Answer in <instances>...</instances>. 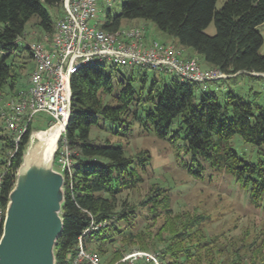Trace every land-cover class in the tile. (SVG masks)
I'll return each instance as SVG.
<instances>
[{"label":"trees","instance_id":"1","mask_svg":"<svg viewBox=\"0 0 264 264\" xmlns=\"http://www.w3.org/2000/svg\"><path fill=\"white\" fill-rule=\"evenodd\" d=\"M61 2L0 0V94L16 98L23 95V86L19 84L21 74L16 71L14 64L15 56L22 46L19 40L32 18H36V24L51 37L56 20L47 5L58 9ZM216 2L126 0L118 14L109 12L106 15L102 27L115 31L124 21H151L162 32L173 37L178 46L191 49L224 73L264 74V52L260 51L264 38L258 29L264 22V0H226L220 9L216 8ZM212 21L216 32L210 35L205 29ZM26 48L29 50L28 46ZM29 54L32 57L30 50ZM135 68L125 74L118 66L96 62L83 65L72 75L71 115L64 137L73 151V170L71 173L65 170L64 225L55 248L57 264H69L79 237L93 220H107L108 224L85 235L87 245L102 247L113 240L116 233L120 232L118 223L128 220L130 214L134 213L129 203H120L118 195L142 180L137 166L144 169L150 158L145 153L126 155L123 146L109 139H91L93 127L106 126L99 124L100 116L113 124L117 123L121 129L117 132L119 134L120 131H130L137 120L148 121L159 137L172 142L178 139L185 142V151L191 155L190 162L185 164L190 173L201 176L197 170L202 168L200 160H209L211 165L222 166L248 187L252 203L256 204L264 198V159L258 163L246 162L231 146V138L235 135L259 147L264 145V107L246 100L232 89L221 102L215 90H206L203 83L182 81L177 76L171 77L162 86L160 80L154 78L147 88V71L144 68L148 67L138 66L137 71ZM136 73L140 77H136ZM138 78L142 83L139 87L135 84ZM106 96L112 101H106ZM1 110L0 107V117L5 123ZM5 129L10 131L6 125ZM31 129L29 126L15 146L13 135L4 134L0 126V150L3 153L15 149L9 159L0 194L5 208L16 182ZM260 153L264 154V151ZM0 163L6 161L0 159ZM161 188L159 186V194L152 197L153 202L160 195ZM162 194L169 206L170 196ZM120 205L123 208L118 210ZM167 212L170 217H180L173 215L170 207ZM199 222L198 219L187 222L173 237L169 247L166 250L162 248L159 253L161 260L165 264H204L203 261L214 264L215 254L212 251L215 249L218 254L227 252L233 258L232 264H241L245 254L243 256L240 248H235L233 240L224 244L219 242V237L209 241L198 238L200 240L196 243L192 241L183 246L184 241L193 239L191 229ZM3 225L4 221H0V237ZM262 248L264 242L260 244L258 253L263 252ZM203 250L205 253L201 256ZM96 251L100 255V251ZM210 254L211 259H208ZM117 257H114V261ZM252 264H255L254 261Z\"/></svg>","mask_w":264,"mask_h":264},{"label":"rangeland","instance_id":"2","mask_svg":"<svg viewBox=\"0 0 264 264\" xmlns=\"http://www.w3.org/2000/svg\"><path fill=\"white\" fill-rule=\"evenodd\" d=\"M125 1L115 0L111 6L100 8L97 18L92 23L102 26L106 15L109 12L112 15L118 14ZM225 2L226 0H217L216 8L220 9ZM47 7L54 20H57L62 14V7L58 9L48 5ZM36 23L37 19L32 18L26 24L25 34L19 40L22 46L14 59L16 71L21 74L19 84L23 86L21 89L24 90L21 91L24 93L27 92L29 76L34 66L32 57H30L29 50L26 47L29 43L41 41L45 35L48 36ZM140 24L124 21L121 27H131ZM144 25L148 30V35L152 39L176 44L173 37L162 32L153 22L148 21V25ZM258 29L264 38V22L258 26ZM205 31L210 35L216 32L213 21ZM190 51L192 50L190 49ZM260 51L264 52V44ZM194 54L190 56L198 57L199 62L205 63L201 56L196 53ZM109 65L111 63H108ZM119 68L125 74L130 73L133 69L131 66ZM144 70L147 71V88L154 78L159 79L160 86H162L165 84V81L175 76L150 67L144 68ZM135 71H137V67ZM139 75L136 73V77H140ZM135 84L138 87L142 85L140 78H138ZM206 84L207 87L205 86ZM202 85L206 90H215L221 102L224 101L227 92L232 89L246 100L264 107V77L258 74L248 75L243 73L236 80L222 81L219 79L208 81ZM7 97L8 95L5 96V93L0 94L1 109L4 106L2 101ZM13 98L16 97H10V99ZM105 100L112 101L109 96H106ZM52 122V117L47 113H38L34 117L33 122L29 125L32 129L25 151L35 138H38L39 140L36 139V141L40 143L33 144L34 146L36 145L35 147L33 146L36 151L46 142L47 137L51 135L50 126ZM99 124L106 126L104 128L93 127L91 139L99 141L109 139L111 142L123 146L126 155L136 156L138 153H145L150 156L144 169L137 166L142 180L135 186L123 190L118 195L120 203L124 201L129 203L133 207L134 213L130 214L128 220L118 223L120 232L116 233L111 242H107L102 247L93 244L88 245L90 248L100 251L102 264H113L116 261L120 264H129L128 261L123 259L134 250L160 253L162 248L165 247L166 250L169 247L173 237L177 235L179 230L187 222L193 221V219H198L200 222L191 229L192 231L190 230L194 233L193 239L184 241L182 243L183 246L189 245L192 241L196 243V241L200 240L198 238L209 241L210 239L219 237V242L224 244H228V242L233 240L235 248H240L243 256L245 254L241 264H252V261L255 264H264V248L261 249L263 254L258 253L260 251V244L264 242V198L256 204L252 203L250 201V189L245 187L233 174L227 172L222 166L211 165L209 160H200L202 168L200 167L197 170L201 172V176L190 173L185 164L190 162L191 155L185 151V142L181 139L172 142L166 138L159 137L153 130V125L148 121L137 120L132 124L130 131H120V134L117 133L118 130H121L117 123L113 124L100 116ZM0 126L4 134L11 133L16 138L17 133L7 131L1 117ZM35 133H38L39 136L34 137ZM61 142V138H59L52 166L55 171L63 175L65 182V168L58 161L62 149ZM37 145L40 147L37 148ZM15 146H17L16 143ZM231 146L246 162L258 163L264 159V154L260 153L261 150L264 151V145L259 147L245 142L240 135H235L231 138ZM55 148L56 143L53 150ZM14 152L15 149L5 150L3 153L0 150V159L6 161V163H0V174L7 171L9 159L13 156ZM72 153L73 151L71 150ZM158 185L168 191L161 188V191L159 190L161 192L160 195L153 202L151 200L152 197L159 194L157 193ZM62 192L65 195V187H63ZM162 193L170 196L171 203L169 206ZM168 207L173 210V215L180 217H170L167 212ZM122 208L120 205L118 210ZM187 216H190V218L185 219ZM253 243L256 244L252 247ZM55 248L56 245L54 247V256L55 264H57ZM254 248H257V250L253 251ZM204 253L205 250L202 251L201 256ZM212 253L215 254L213 259L214 264L233 263V258L227 252L218 254L214 249ZM117 255L120 256L117 257ZM114 257H117V260L114 261ZM167 258L169 259L168 256ZM208 259H211V254ZM203 263L206 264V261H203Z\"/></svg>","mask_w":264,"mask_h":264},{"label":"built area","instance_id":"3","mask_svg":"<svg viewBox=\"0 0 264 264\" xmlns=\"http://www.w3.org/2000/svg\"><path fill=\"white\" fill-rule=\"evenodd\" d=\"M114 2L62 0L63 14L55 21L53 35H45L43 40L27 45L34 62L27 92L8 100L1 110L6 128L17 133L16 144L38 113L52 117L50 127L62 125L58 161L69 173L73 170V161L64 135L72 107L71 78L83 65L103 62L118 67L146 66L173 74L182 81L200 83L231 76L216 68L202 67L196 57L188 56L177 44L152 39L144 24L109 31L92 23L100 8ZM6 172L0 174V194ZM5 216L6 208L0 200V221ZM107 224V220H93L84 229L69 264H102L100 255L87 245L84 237ZM123 260L129 264H165L158 252L144 250H134Z\"/></svg>","mask_w":264,"mask_h":264},{"label":"water","instance_id":"4","mask_svg":"<svg viewBox=\"0 0 264 264\" xmlns=\"http://www.w3.org/2000/svg\"><path fill=\"white\" fill-rule=\"evenodd\" d=\"M27 150L24 151L22 163L17 171L15 185L9 194L3 233L0 237V264H55L54 247L64 225L62 217V206L65 198L62 192L65 183L64 177L53 169L54 151L52 161L46 168L40 167L35 172L28 171L23 181L22 170L26 162ZM48 170L56 177L53 199L59 215L58 218L54 217V219L50 217L47 222V212L43 208L49 193L41 178L47 174ZM21 181L24 182L25 190L22 195L23 202L17 209V228L14 235L8 240L5 238L7 231L6 219L12 204L13 194L22 184ZM52 208L49 209L50 213L54 212Z\"/></svg>","mask_w":264,"mask_h":264},{"label":"bare ground","instance_id":"5","mask_svg":"<svg viewBox=\"0 0 264 264\" xmlns=\"http://www.w3.org/2000/svg\"><path fill=\"white\" fill-rule=\"evenodd\" d=\"M50 134L48 137H47V140L46 142L40 147L39 145H37V148L40 147L37 151L36 149H34V146L33 144H40L37 140H39L38 138H35L32 140V143L28 146V153H27V156H26V162L23 166V170H22V173H23V181L25 180V176H27V173L28 171L32 172V171H36V169H39L40 167H43V168H46V166H48L51 161H52V157H53V153L54 151H56L55 149L57 148V142H58V139L60 137V132L62 130V125H55L53 127H50ZM34 137H38V133H35L33 135ZM45 140V139H44ZM57 141V142H56ZM56 143V148L53 150L54 148V145ZM34 146V147H33ZM35 151H34V150ZM53 150V152H52ZM39 174V173H38ZM39 176V175H38ZM43 181L42 183L45 184L47 190H48V193H49V196L47 198V202H45V207L43 209L46 210L47 212V217L46 218V221L48 222L50 217H52L54 219V217L58 218V209L55 208V201L53 199V195H54V191H53V188L55 189V185H56V177L54 174H52L51 172H47V174L41 178ZM22 183V181H21ZM50 190V191H49ZM51 190H52V193H51ZM24 182L19 186V188H17L15 190V193L13 194V199H12V204H11V207L9 209V213H8V216H7V219H6V236L5 238L10 240L11 237L14 235L15 233V230L17 228L16 226V214H17V209L18 207L20 206V204L22 205V202H23V198H22V195H23V192H24ZM51 207L52 210H54L53 213H50L51 211L49 210Z\"/></svg>","mask_w":264,"mask_h":264},{"label":"crops","instance_id":"6","mask_svg":"<svg viewBox=\"0 0 264 264\" xmlns=\"http://www.w3.org/2000/svg\"><path fill=\"white\" fill-rule=\"evenodd\" d=\"M62 14H63V11L61 12ZM59 14V13H58ZM61 14V15H62ZM60 15V16H61ZM134 22V24H140V25H143V24H147L148 25V21H143V20H134V21H132V23ZM164 42H166V41H164ZM170 42H172V41H170ZM185 51V53L187 54V53H191V54H187L188 56H190V55H192V54H194V52L193 51H190V49L189 50H187V49H185L184 50ZM195 55V54H194ZM198 58V57H197ZM199 59V58H198ZM204 60V59H203ZM205 61V60H204ZM200 64L202 65V67H204V68H214V67H212L210 64H208L206 61H205V63H201L200 62ZM33 68H34V66H33ZM241 74H243V73H237V74H231V76H229L228 78H225V79H220V80H222V81H226V80H230V79H232V80H236L238 77H239V75H241ZM245 74H248V73H245ZM260 75V76H263L264 77V74H262V73H250V75ZM249 75V74H248ZM235 77V78H234ZM206 87H207V84L205 85ZM28 87H29V85H28ZM28 89V88H27ZM6 99V100H5ZM3 101H2V103H3V105L10 99V97L8 96L7 98H5Z\"/></svg>","mask_w":264,"mask_h":264}]
</instances>
